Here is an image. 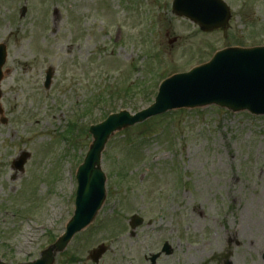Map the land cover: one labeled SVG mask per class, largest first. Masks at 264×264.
Masks as SVG:
<instances>
[{
  "label": "rangeland",
  "instance_id": "374dc122",
  "mask_svg": "<svg viewBox=\"0 0 264 264\" xmlns=\"http://www.w3.org/2000/svg\"><path fill=\"white\" fill-rule=\"evenodd\" d=\"M173 1L0 0V44L8 51L0 200L10 202L0 205V260L39 259L65 232L76 170L92 143L85 130L110 112L148 107L143 85L121 97L128 84L145 83L152 95L161 75L189 71L214 50L264 46V0H224L229 27L209 34L175 15ZM48 69L54 77L46 90ZM73 121L74 145L64 140ZM171 125L178 133L169 141ZM127 134H115L103 154L102 210L55 264H94L89 254L100 246L109 251L99 264H149L165 243L172 254L157 264H264V116L183 110L148 128L150 140L131 155L123 149ZM22 151L31 153L24 174L12 169ZM135 215L145 223L132 237Z\"/></svg>",
  "mask_w": 264,
  "mask_h": 264
},
{
  "label": "water",
  "instance_id": "95a60500",
  "mask_svg": "<svg viewBox=\"0 0 264 264\" xmlns=\"http://www.w3.org/2000/svg\"><path fill=\"white\" fill-rule=\"evenodd\" d=\"M173 10L177 15L198 23L207 32L226 28L231 17L229 7L222 0H175ZM6 57V47L0 46V82ZM51 79L49 72L46 87H49ZM211 104L234 112L247 110L255 115H264V47L232 48L219 52L210 63L165 81L155 104L147 110L135 116L128 112L114 114L102 124L91 127L93 143L77 173L74 216L67 225L66 233L43 253L41 260L31 264H54L57 254L63 252L73 237L94 221L106 199V176L101 169V155L115 132L168 110ZM29 157L24 153L16 167L23 169ZM142 224L143 219L138 216L131 222L133 229ZM106 251L105 247H99L92 253L91 259L98 263ZM163 251L171 253L168 245ZM159 256L151 258L152 264H156Z\"/></svg>",
  "mask_w": 264,
  "mask_h": 264
},
{
  "label": "trees",
  "instance_id": "16d2710c",
  "mask_svg": "<svg viewBox=\"0 0 264 264\" xmlns=\"http://www.w3.org/2000/svg\"><path fill=\"white\" fill-rule=\"evenodd\" d=\"M145 101L149 102V103L152 102V96L150 94H147ZM146 126H148L147 127V129H148V128H151L152 126L154 127L155 123H154V121H152V122L148 123ZM72 129H73V127L71 128L70 132H72ZM85 133H86V136H88L87 131H85ZM142 140H143V137H141V136L128 140L125 147H126V149L128 148L129 154H131L133 152V150H135L138 146L141 147Z\"/></svg>",
  "mask_w": 264,
  "mask_h": 264
}]
</instances>
